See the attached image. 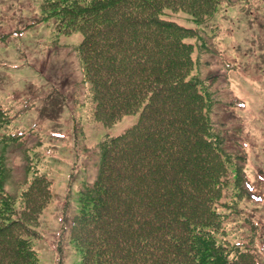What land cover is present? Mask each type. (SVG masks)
Here are the masks:
<instances>
[{
	"label": "trees",
	"instance_id": "1",
	"mask_svg": "<svg viewBox=\"0 0 264 264\" xmlns=\"http://www.w3.org/2000/svg\"><path fill=\"white\" fill-rule=\"evenodd\" d=\"M242 1L40 0L41 22L84 36L80 88L95 120L113 125L145 103L134 127L92 150L99 175L81 192L72 230L83 264H259L255 236L249 244L219 235L225 185L250 195L246 158L222 147L211 120L217 76L200 73L204 57L220 52L215 17ZM13 119L0 105V264H39L35 228L51 186ZM190 196V217L178 210L169 232L165 216Z\"/></svg>",
	"mask_w": 264,
	"mask_h": 264
},
{
	"label": "rangeland",
	"instance_id": "2",
	"mask_svg": "<svg viewBox=\"0 0 264 264\" xmlns=\"http://www.w3.org/2000/svg\"><path fill=\"white\" fill-rule=\"evenodd\" d=\"M40 15V0H0V105L11 109L15 133H25L27 146L37 151L33 157L46 155L40 167L51 197L35 228L39 264H82L71 231L81 192L99 172L91 148L107 134L125 132L139 113L110 126L93 121L75 54L84 36L57 33ZM214 24L221 28L220 52L204 57L209 67L200 73L217 76L211 120L222 147L245 156L244 189L250 193L241 200L235 185H225L217 204L225 221L219 235L249 244L255 236L264 246V0L229 4ZM18 169L20 176V162Z\"/></svg>",
	"mask_w": 264,
	"mask_h": 264
},
{
	"label": "bare ground",
	"instance_id": "3",
	"mask_svg": "<svg viewBox=\"0 0 264 264\" xmlns=\"http://www.w3.org/2000/svg\"><path fill=\"white\" fill-rule=\"evenodd\" d=\"M81 82H82V79H81ZM80 82V83H81ZM81 90H83V88L81 87ZM84 91V90H83ZM84 93H85V91H84ZM84 102H87V103H89V104H91V102L88 100V95L85 93V96H84ZM144 105H145V103H142V105H141V108L139 109V111L137 112V113H139V119H140V116H141V111H143V107H144ZM137 113H135V114H137ZM130 115H132V114H130ZM126 116H128V115H126ZM126 116H124V117H126ZM124 117L121 119V120H123L124 119ZM139 119H138V121L135 123V124H133L130 128H128L125 132H123L122 134H124V133H126L128 130H130L132 127H134L138 122H139ZM121 120L120 121H116L115 123H119V122H121ZM106 138H113L111 135H107L106 137H105V139ZM104 140V139H103ZM102 140V141H103ZM192 199H193V196H190L189 198H187V199H185V200H179L178 198H177V201H176V199H175V201H176V203H174V206H173V208L171 209V211L165 216V217H168L166 220H165V222H166V225H167V227H168V231L169 232H171V231H173V228H174V225H172L171 223H172V221H173V218H174V215L177 213V211L178 210H182V213H178V215L179 214H182V216L184 217L185 215H187L188 217H190V212L189 211H187L185 208L186 207H188L189 205H190V203L192 202ZM46 202L47 201H45V200H40V204L43 206V205H45L46 204ZM166 228V227H165ZM169 232H167V233H169ZM259 250H258V253H259V257L257 258L258 259V262H259V264H264V261L262 260L263 258H264V246H261L259 243H258V247H257Z\"/></svg>",
	"mask_w": 264,
	"mask_h": 264
}]
</instances>
